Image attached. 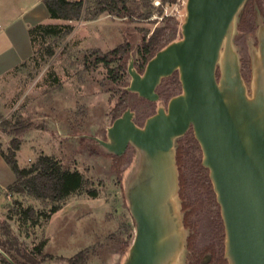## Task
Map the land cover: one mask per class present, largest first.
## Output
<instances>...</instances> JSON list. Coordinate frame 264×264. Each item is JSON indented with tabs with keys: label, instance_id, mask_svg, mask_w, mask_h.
Instances as JSON below:
<instances>
[{
	"label": "rangeland",
	"instance_id": "1",
	"mask_svg": "<svg viewBox=\"0 0 264 264\" xmlns=\"http://www.w3.org/2000/svg\"><path fill=\"white\" fill-rule=\"evenodd\" d=\"M163 1H154L155 9L150 18L138 14L127 18L103 15L96 21L74 22L75 31L63 41L56 56L40 65L30 60L33 54L30 30L41 23L62 25L65 22L51 20L43 0H0L2 149L7 151L13 140L20 141L18 161L21 166L34 162L40 153L51 155L64 167L77 169L89 177L92 188L99 194L97 198H91L86 192L73 196L62 203L60 211L49 220L42 218L34 228L21 225L17 218L8 220L13 234L19 239L22 253L33 256L39 264H68L71 257L85 249H89L88 264H122L128 254L134 239L130 240L126 224L130 221L135 226V223L125 188L138 154L130 147L117 170V157L105 152L91 138L107 140L108 128L128 109L135 114L137 125L142 127L160 106L167 107L173 97L182 93V87L179 90L173 76L164 79L158 88L160 100L157 103L126 90L131 82L129 63L133 60L138 70V50L147 32L151 36L157 28L167 27L173 33L171 42L182 38L187 0H178L174 4ZM248 3L238 18L234 43L241 58L243 77L250 85L253 74L251 50L258 44L257 31L259 23H264V17L258 12L255 18L248 11ZM245 15L247 22L241 25ZM65 46L68 50L63 54ZM120 46H129L125 57L128 74L125 84L114 83L103 66L86 71L85 56L90 52L109 53ZM24 62L27 63L22 66ZM8 69L11 71L4 74ZM190 131L189 136L186 134L180 140L187 143L191 137L195 138ZM186 149L187 154L193 155L188 147ZM202 160L203 153L201 164ZM179 172V202L188 233L182 264H213L220 253L229 264L225 259L226 236L221 208L210 204L211 192L205 176L191 161L184 173L180 167ZM208 175L210 179V172ZM12 179H16L14 172L0 156V183L5 185ZM7 190L8 185L0 186V223L7 219L14 200L39 211H49L53 205L30 196L13 194L10 197ZM212 190L216 196L214 187ZM184 201L191 208L198 203L189 226H186L188 211L184 210ZM133 234L135 237V228ZM44 241L43 255L36 254V246Z\"/></svg>",
	"mask_w": 264,
	"mask_h": 264
},
{
	"label": "water",
	"instance_id": "2",
	"mask_svg": "<svg viewBox=\"0 0 264 264\" xmlns=\"http://www.w3.org/2000/svg\"><path fill=\"white\" fill-rule=\"evenodd\" d=\"M248 1L187 0L182 38L158 51L143 73L131 60L126 88L157 103L163 80L178 72L182 93L142 127L128 109L108 128L107 140L91 138L110 155L122 157L130 147L138 154L125 188L135 237L122 264H182L188 233L179 202L177 140L190 130L221 208L225 259L264 264V23L251 50L250 85L234 43Z\"/></svg>",
	"mask_w": 264,
	"mask_h": 264
},
{
	"label": "trees",
	"instance_id": "3",
	"mask_svg": "<svg viewBox=\"0 0 264 264\" xmlns=\"http://www.w3.org/2000/svg\"><path fill=\"white\" fill-rule=\"evenodd\" d=\"M154 1L155 0H43L49 18L51 20H62L65 24L41 23L30 30V41L33 49L30 60L36 61L42 65V63L55 57L57 50L62 47L63 41L75 31L74 22L96 21L103 15L127 18L138 14L140 17L150 18L154 13L153 9H155L153 6ZM177 1L178 0H164L163 2L174 4ZM247 8L248 11L252 12L255 18L258 12H261L264 17V0H249ZM246 15L241 25L246 24ZM149 34L150 32H147L144 36L143 45L138 50L137 64L138 70L141 71H144L149 60H151L158 51L172 41L173 35L167 27L157 28L151 36H149ZM67 50L68 46H65L62 53L65 54ZM128 53L129 46H120L109 53H101L100 51L93 50L89 55L85 56V69L88 71L103 66L110 73L109 77L114 83L125 84L128 75L125 68V57ZM26 63L27 62H24L21 65L25 66ZM112 65L114 66L112 67ZM173 78L179 90H181L182 86L179 80V73L176 72ZM190 134L191 131L187 133L188 136ZM180 139L181 138L177 140V160L181 172L184 173L190 161L193 162L194 168L205 176V182H207L211 192L210 204L212 203V205L220 209L216 201V196L212 190L213 186L209 179V172L201 164L202 150L200 144L194 137L188 139L187 143ZM21 146L22 143L20 141L13 140L10 148L5 151L0 145V156L5 160L16 177L15 181L8 186L7 191L21 197L30 196L44 204L51 203L53 205L49 211H39L32 206L25 207L20 200H14L9 206L7 219L0 223V250L5 252L16 264H39L33 256L22 253L23 250L19 246V239L13 234L8 220L17 218L21 225L34 228L39 225L42 218L49 220L53 214L60 211L62 209V203L73 196L86 192L91 198H97L99 194L95 188H92L93 182L89 177L77 169L72 170L64 167L61 162L51 155L40 153L34 162L26 166H21L18 161V152L21 150ZM187 147L189 148V152L193 155L187 154ZM121 160L122 157H117L115 166L117 170H119ZM182 179V184L184 186V176ZM184 202V210L186 212L188 211L186 214V226H189L192 214L195 212L198 203L193 204L191 208L188 202ZM126 225L129 237L131 236L130 240H133L135 226L132 223L130 224V221ZM45 244L46 242L44 241L36 246L35 253L43 255ZM214 259L215 261L213 264L227 263L223 259V254L221 253ZM88 260L89 249H85L71 257L68 260V264H88ZM0 264H10L1 253Z\"/></svg>",
	"mask_w": 264,
	"mask_h": 264
},
{
	"label": "crops",
	"instance_id": "4",
	"mask_svg": "<svg viewBox=\"0 0 264 264\" xmlns=\"http://www.w3.org/2000/svg\"><path fill=\"white\" fill-rule=\"evenodd\" d=\"M49 15V14H48ZM31 49H32V47H31ZM12 69V68H11ZM11 69H8V71L6 70V72H3L4 74H6L7 72H9V71H11ZM1 76V75H0ZM15 180L14 179H12V181H10V182H8L7 184H2V183H0V186H9V185H11L13 182H14Z\"/></svg>",
	"mask_w": 264,
	"mask_h": 264
},
{
	"label": "built area",
	"instance_id": "5",
	"mask_svg": "<svg viewBox=\"0 0 264 264\" xmlns=\"http://www.w3.org/2000/svg\"><path fill=\"white\" fill-rule=\"evenodd\" d=\"M8 195L11 197L13 195V193L8 191Z\"/></svg>",
	"mask_w": 264,
	"mask_h": 264
}]
</instances>
